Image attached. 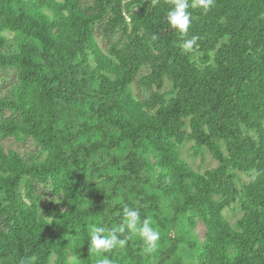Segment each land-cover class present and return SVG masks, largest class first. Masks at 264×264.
Returning <instances> with one entry per match:
<instances>
[{"label":"trees","instance_id":"trees-1","mask_svg":"<svg viewBox=\"0 0 264 264\" xmlns=\"http://www.w3.org/2000/svg\"><path fill=\"white\" fill-rule=\"evenodd\" d=\"M170 7L0 0V264H264V0ZM126 206L157 248L92 252Z\"/></svg>","mask_w":264,"mask_h":264},{"label":"clouds","instance_id":"clouds-1","mask_svg":"<svg viewBox=\"0 0 264 264\" xmlns=\"http://www.w3.org/2000/svg\"><path fill=\"white\" fill-rule=\"evenodd\" d=\"M158 0H153L156 4ZM171 7L167 11L166 21L168 25L177 30L182 35H186L192 22V13L189 9L200 8L204 13L210 11L215 0H169ZM156 37H153L155 39ZM197 36L185 40L183 49L188 52L194 51L197 45ZM255 179V176H253ZM138 235L145 245L144 251L151 253L154 251L161 238L160 232L152 226L150 218L141 219V213L138 208L124 207L120 222L112 227H105L93 224L89 230L90 240L89 248L95 253H108L116 248L123 249L132 236ZM96 264H113V262L104 256L97 259Z\"/></svg>","mask_w":264,"mask_h":264},{"label":"rangeland","instance_id":"rangeland-1","mask_svg":"<svg viewBox=\"0 0 264 264\" xmlns=\"http://www.w3.org/2000/svg\"><path fill=\"white\" fill-rule=\"evenodd\" d=\"M134 92L138 93V90L134 87ZM140 92V91H139ZM192 141H186L185 143H183L180 146V154L183 157V159L193 168L199 171H204L206 168L212 167L214 166L215 160H213L208 154H203L201 155H197L196 157L193 156V152H192ZM33 145L30 144L28 145L27 148H24V146H21V149H27L28 152L31 151V149H33ZM228 218H230V220L233 222L234 221V217L231 216L230 214L227 215Z\"/></svg>","mask_w":264,"mask_h":264}]
</instances>
